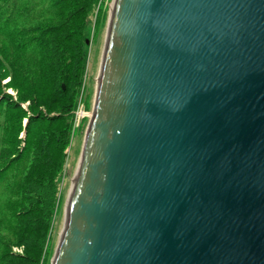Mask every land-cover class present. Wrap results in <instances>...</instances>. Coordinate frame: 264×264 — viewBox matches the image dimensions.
<instances>
[{"label": "water", "instance_id": "1", "mask_svg": "<svg viewBox=\"0 0 264 264\" xmlns=\"http://www.w3.org/2000/svg\"><path fill=\"white\" fill-rule=\"evenodd\" d=\"M51 264H264V0H113Z\"/></svg>", "mask_w": 264, "mask_h": 264}, {"label": "trees", "instance_id": "2", "mask_svg": "<svg viewBox=\"0 0 264 264\" xmlns=\"http://www.w3.org/2000/svg\"><path fill=\"white\" fill-rule=\"evenodd\" d=\"M98 2L0 0V264L43 255Z\"/></svg>", "mask_w": 264, "mask_h": 264}, {"label": "rangeland", "instance_id": "3", "mask_svg": "<svg viewBox=\"0 0 264 264\" xmlns=\"http://www.w3.org/2000/svg\"><path fill=\"white\" fill-rule=\"evenodd\" d=\"M113 0H99L92 15L88 19L85 50V65L82 81L78 91L77 105L74 109L72 132L66 147L65 161L59 172V194L56 211L49 227L46 244L39 264H51L52 257L60 239L61 231L65 222L66 201L76 175V170L81 157L87 125L94 106L100 64L106 39L107 23L110 7ZM100 9V10H99ZM99 11V13H97ZM1 73V72H0ZM10 76L4 77L3 82L9 81ZM7 91L17 94L12 86ZM29 101H26V104ZM82 110L84 114L82 115ZM81 111V113H79ZM24 118V123H25ZM24 134V130L21 135ZM26 250L24 244L14 245L13 251L22 254Z\"/></svg>", "mask_w": 264, "mask_h": 264}, {"label": "built area", "instance_id": "4", "mask_svg": "<svg viewBox=\"0 0 264 264\" xmlns=\"http://www.w3.org/2000/svg\"><path fill=\"white\" fill-rule=\"evenodd\" d=\"M79 113H81V111L79 112ZM84 114V112H83V110H82V115Z\"/></svg>", "mask_w": 264, "mask_h": 264}]
</instances>
